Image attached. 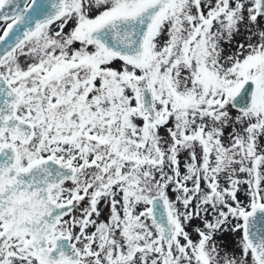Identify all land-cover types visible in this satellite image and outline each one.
<instances>
[{"label":"snow or ice","instance_id":"1","mask_svg":"<svg viewBox=\"0 0 264 264\" xmlns=\"http://www.w3.org/2000/svg\"><path fill=\"white\" fill-rule=\"evenodd\" d=\"M0 264H264V0H0Z\"/></svg>","mask_w":264,"mask_h":264}]
</instances>
